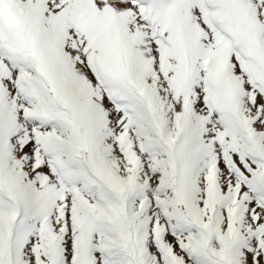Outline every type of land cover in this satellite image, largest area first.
Returning a JSON list of instances; mask_svg holds the SVG:
<instances>
[{
  "label": "snow or ice",
  "instance_id": "obj_1",
  "mask_svg": "<svg viewBox=\"0 0 264 264\" xmlns=\"http://www.w3.org/2000/svg\"><path fill=\"white\" fill-rule=\"evenodd\" d=\"M0 264H264V0H0Z\"/></svg>",
  "mask_w": 264,
  "mask_h": 264
}]
</instances>
